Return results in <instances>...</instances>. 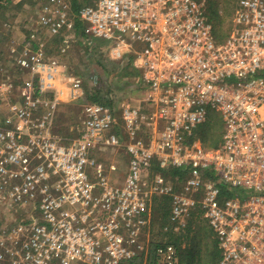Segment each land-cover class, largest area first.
Segmentation results:
<instances>
[{
    "label": "built area",
    "instance_id": "2783aa9c",
    "mask_svg": "<svg viewBox=\"0 0 264 264\" xmlns=\"http://www.w3.org/2000/svg\"><path fill=\"white\" fill-rule=\"evenodd\" d=\"M212 1L224 16V0H78L77 11L69 2L43 17L65 43L81 21L138 72L143 99L86 105L67 146L55 134L56 85L68 81L76 96L77 81L19 60L33 78L0 122V206L11 217L0 221V264H124L146 260L156 241V264H180L165 235L197 217L217 241V264H264V0H230L222 41ZM212 118L223 136L209 149L196 132ZM117 148L125 178L95 156Z\"/></svg>",
    "mask_w": 264,
    "mask_h": 264
},
{
    "label": "rangeland",
    "instance_id": "374dc122",
    "mask_svg": "<svg viewBox=\"0 0 264 264\" xmlns=\"http://www.w3.org/2000/svg\"><path fill=\"white\" fill-rule=\"evenodd\" d=\"M69 2L74 3V0H0V121L5 115L7 104L19 102L23 85L33 78L31 71L19 65V60L25 58L30 62L53 63L60 77L66 75L75 78L81 90V94L75 96L73 89L76 87L68 81L59 80L56 85L59 106L55 134L67 146L79 137L85 106L94 103L95 99L99 100L98 92L101 103H115L116 110L124 102L139 104L143 99L136 82L138 75L130 73V67L113 61L106 47H97L91 35H86L88 30L84 24L79 35L76 29L75 34L69 35L68 43L63 42V37L49 34L43 26V17L54 14L62 4ZM222 7L224 16L229 19L232 4L226 8V4L222 3ZM32 34L36 35L35 41L31 40ZM25 48L28 50L25 51ZM125 152L123 148L107 149L98 151L95 156L106 169L111 164L117 165L118 174H124L125 178L128 163ZM251 194L246 192V196ZM2 208L0 206V221L10 220L11 217ZM194 228L201 234L206 231L207 238L202 241L203 249L206 250L209 242L215 239L208 223L200 218ZM154 230L157 232L158 228L154 227ZM194 231L192 234H195ZM185 247L184 241L182 248Z\"/></svg>",
    "mask_w": 264,
    "mask_h": 264
},
{
    "label": "trees",
    "instance_id": "16d2710c",
    "mask_svg": "<svg viewBox=\"0 0 264 264\" xmlns=\"http://www.w3.org/2000/svg\"><path fill=\"white\" fill-rule=\"evenodd\" d=\"M223 3L226 4V8H228V5L231 4L230 0H224ZM73 4H74V9L77 11V9L80 6V4L78 3V0H74ZM220 7L221 6L218 2L212 1L210 4V17L215 25V35L217 36V39L219 41H222L227 36V33H225V24L227 21V17L219 15ZM82 26H83V23L79 20H76L75 29H76L77 35L80 34L82 30ZM88 34L89 36L91 35L89 32L86 35ZM90 37L97 43V47L107 46L105 41L95 39L92 36ZM127 68H129V66ZM131 70L132 72L130 73H133L134 75H138V72L135 69L131 68ZM98 95H99V92L97 94V97L99 100L97 101V99H95L93 101L94 103L100 104L101 99ZM103 104H106V103H103ZM107 105L111 106L112 108H116L115 103L109 102L107 103ZM196 136L201 140V143L205 148H209V149L218 148L222 142V136H223V127H222L221 121L219 119L217 120L216 118H212L208 123L201 126L197 130ZM157 213L161 214L163 217V220L166 221L168 213H169V202L167 200L160 201L158 203ZM199 220H200V217L193 218L190 221V227L183 233H180L178 235L174 233L173 234L169 233L165 235L166 237H168L169 242L175 244L176 247L179 249L180 264H217L219 262L220 250H219L216 239L209 242V245H207V249L204 250L202 241L203 239L205 240V237L207 238L206 231L203 232L202 234L200 231H194L195 229L194 224L195 223L198 224ZM202 229L205 230L204 228ZM193 231L195 234H192ZM210 231L212 232L211 229ZM184 241L186 242V247L182 248V243ZM158 245H159L158 241L151 243L149 254L146 260H144V258L141 257V258L134 259L124 264H156L157 257L155 254V250Z\"/></svg>",
    "mask_w": 264,
    "mask_h": 264
},
{
    "label": "crops",
    "instance_id": "0c3cea01",
    "mask_svg": "<svg viewBox=\"0 0 264 264\" xmlns=\"http://www.w3.org/2000/svg\"><path fill=\"white\" fill-rule=\"evenodd\" d=\"M7 115V109H5V115L2 117V120L0 121V122H2L4 119H5V116ZM56 126V125H55ZM3 210V209H2ZM5 219H7V216H6V218Z\"/></svg>",
    "mask_w": 264,
    "mask_h": 264
}]
</instances>
